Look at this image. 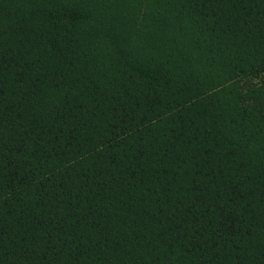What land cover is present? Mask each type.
Listing matches in <instances>:
<instances>
[{"label":"trees","instance_id":"trees-1","mask_svg":"<svg viewBox=\"0 0 264 264\" xmlns=\"http://www.w3.org/2000/svg\"><path fill=\"white\" fill-rule=\"evenodd\" d=\"M0 264H264V0H0Z\"/></svg>","mask_w":264,"mask_h":264}]
</instances>
